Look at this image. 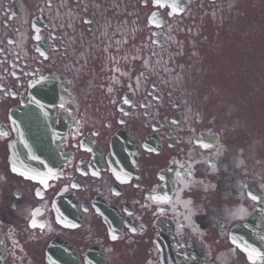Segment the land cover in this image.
I'll return each instance as SVG.
<instances>
[{
	"label": "flooded vegetation",
	"instance_id": "af4514ba",
	"mask_svg": "<svg viewBox=\"0 0 264 264\" xmlns=\"http://www.w3.org/2000/svg\"><path fill=\"white\" fill-rule=\"evenodd\" d=\"M46 77L63 157L42 184L9 143ZM253 136L264 0H0L3 264H264Z\"/></svg>",
	"mask_w": 264,
	"mask_h": 264
},
{
	"label": "water",
	"instance_id": "95a60500",
	"mask_svg": "<svg viewBox=\"0 0 264 264\" xmlns=\"http://www.w3.org/2000/svg\"><path fill=\"white\" fill-rule=\"evenodd\" d=\"M31 122L27 126H22L21 133L23 140L19 151L16 153V162L21 172L37 176H45L55 169L57 164L58 149L53 137L48 133V123ZM39 124V125H38ZM1 262V261H0ZM1 264V263H0Z\"/></svg>",
	"mask_w": 264,
	"mask_h": 264
},
{
	"label": "clouds",
	"instance_id": "9594fccd",
	"mask_svg": "<svg viewBox=\"0 0 264 264\" xmlns=\"http://www.w3.org/2000/svg\"><path fill=\"white\" fill-rule=\"evenodd\" d=\"M248 214V209L240 204L235 205L229 213L230 218H243Z\"/></svg>",
	"mask_w": 264,
	"mask_h": 264
},
{
	"label": "snow or ice",
	"instance_id": "6c2138e0",
	"mask_svg": "<svg viewBox=\"0 0 264 264\" xmlns=\"http://www.w3.org/2000/svg\"><path fill=\"white\" fill-rule=\"evenodd\" d=\"M41 55L43 56L44 53H41ZM33 102L39 104L38 101H33ZM124 102L127 103L128 101L125 100ZM205 147H207V145H205ZM93 175H94V176H98L99 174L96 173V172H93ZM251 198L254 199V200L256 199L255 196H252ZM152 199H153L154 202H158V203H168V202H170V198H168V197H166V196L163 197V198H161V197H159V196H153ZM70 226H71V227H77V225H75V224H72V225H70ZM112 239H113V240L117 239V236H116V235H113V236H112Z\"/></svg>",
	"mask_w": 264,
	"mask_h": 264
},
{
	"label": "rangeland",
	"instance_id": "374dc122",
	"mask_svg": "<svg viewBox=\"0 0 264 264\" xmlns=\"http://www.w3.org/2000/svg\"><path fill=\"white\" fill-rule=\"evenodd\" d=\"M245 137V136H244ZM255 138L259 139L260 141L264 142V136H255Z\"/></svg>",
	"mask_w": 264,
	"mask_h": 264
}]
</instances>
